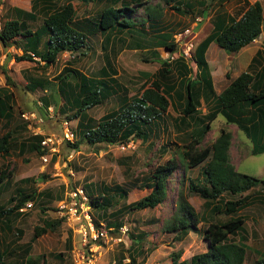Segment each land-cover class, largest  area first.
Listing matches in <instances>:
<instances>
[{
	"label": "trees",
	"instance_id": "obj_1",
	"mask_svg": "<svg viewBox=\"0 0 264 264\" xmlns=\"http://www.w3.org/2000/svg\"><path fill=\"white\" fill-rule=\"evenodd\" d=\"M73 1L64 0L63 4L56 7L57 0H31L30 10L15 6L9 8L10 12L0 24L1 45L4 48L14 45L16 44L14 39L21 37L25 43L22 46V54L13 56L15 60L33 61V56H36L44 62V66H48L56 61L59 53L64 51L86 55L84 49H91L90 38L96 34L102 36L103 48L109 47L111 52L115 33L132 35L138 33L137 36L145 37V34H140L146 33L143 27L145 23L149 22L150 29H157L159 23L160 14L152 13L153 7L150 6L146 8L148 17L138 18L134 15L137 13V7L146 3L140 0H80L86 4L104 3L96 14L88 16H78ZM165 3L179 14L193 11L194 5L203 12L209 5L207 0H165ZM245 3L247 8L238 19H226L223 14H215L211 20L210 32L195 45L193 59L196 68L193 78H189L191 67L181 56L169 62L155 55L154 58L157 59L160 67L150 74L148 82L138 95L128 96L126 89L117 79L113 58L107 51L98 75L89 76L71 65H66L53 78L54 80L37 75L27 77V88L31 91L37 88L56 91L62 101L58 111L66 114L67 119L76 120L75 134L79 139H75L72 143L64 142L71 148H78L82 141L95 145L127 142L133 138L146 140L151 126L162 121L169 107L180 110L178 121L175 118V127L180 129L182 126H189L192 123L190 120L194 121L199 116L197 108L204 92L209 91L214 96V109L203 116L200 126L191 130V137L186 144L176 149L186 168H195L202 164L203 181L199 183L189 178L188 190L184 188V178L180 181V186L176 190L173 214L164 224L163 229L176 232V239H182L189 232H197L200 229L197 227L200 222L198 213L188 200L189 192L199 193L205 205L229 215V218L222 222H210L205 226L203 238L207 243V249L204 252L193 254L189 261L180 260V251L172 252L169 264H248L245 219L242 215L234 217V213L245 209L254 200H262L264 191L253 189L260 184L264 185V177L236 170L229 155L231 133L224 128L220 129L219 135L211 144L198 147L202 137L210 130L212 121L218 115H222L227 123L235 124L251 141L252 155L264 152V50H258L248 69L241 72L219 94L213 89L212 78L204 57L210 42H215L226 53H235L260 35L264 25L262 5L258 0L253 3H248L246 0ZM39 14L43 15L42 24L32 31L29 22L35 21ZM138 24L141 25L142 30L135 29ZM158 37L161 39L159 43L167 49L170 51L176 49L170 33H162ZM134 45L140 46L136 43ZM1 70L7 84L0 86V119L8 123L14 114L13 94L9 90V83L12 82L5 65H2ZM173 73H176L178 82L172 79ZM48 95L40 98L42 105L39 111L44 118L48 117V107L51 106ZM114 95L118 98L115 109L104 113L98 119L89 116L88 109L102 104ZM12 138L9 131L0 137V154L8 152ZM40 139V135H30L26 140L19 142L20 152L28 148L30 152L42 155L46 150L40 148ZM56 157L52 155L51 161H55ZM178 166L176 158L171 156L164 163L152 168L144 184L150 188V191L132 202L129 209H153L163 203L168 197L169 179ZM10 176V170H0V185L9 184ZM46 178L44 174H39L36 178H20L16 183L30 184L38 179L44 181ZM84 189L89 196L91 208L103 212L108 210L115 197H125L128 193V190L117 184L110 186L89 183L84 185ZM249 190L252 192L244 194ZM225 195L237 196V198L226 199ZM35 197L34 190L26 192L17 186L14 194L8 198V203L12 206H1L0 216L20 215L21 212L17 209L26 202L34 200ZM56 197L62 198L60 194ZM8 219L6 217L5 220L0 221V230L2 226L11 228ZM99 219V216L94 217L96 224L101 222ZM61 222L62 218L43 220L41 227L34 228L30 241L26 243L27 251L20 264L45 263L44 254L31 256L27 252L36 238L48 229L53 230ZM106 226L119 229L121 223L111 221L107 222ZM71 233L70 231L65 240L67 250H71L73 246ZM235 235L237 240L233 239ZM140 238L141 236L137 237L138 240L132 239V243L140 242ZM8 253L9 250L6 248L0 251V264H9L5 260ZM254 253L260 254L258 250ZM57 256L62 257L63 253L60 252ZM122 260L121 255L117 262L121 263ZM129 260L131 264L136 262L135 256L131 254ZM253 264H264V255L257 258Z\"/></svg>",
	"mask_w": 264,
	"mask_h": 264
},
{
	"label": "rangeland",
	"instance_id": "obj_2",
	"mask_svg": "<svg viewBox=\"0 0 264 264\" xmlns=\"http://www.w3.org/2000/svg\"><path fill=\"white\" fill-rule=\"evenodd\" d=\"M145 5L137 7V13L134 15L138 18L148 17L146 8L153 7L152 13L160 14L158 28L161 30L150 29L149 22L143 26L146 30L145 37L137 36L138 33L114 34L113 49L103 48L101 40L102 36L96 34L90 38L91 49L86 50V55H79L77 52L72 53L64 51L58 54L56 61L48 66H44V62L38 57L33 61H16L13 56L22 54V46L24 39L16 37V44L4 48L0 43V86L7 84L1 67L5 65L12 84L9 83V90L13 94V118L8 122L0 121V137L6 132H10L13 136L11 139V147L7 153L0 154V170H10V183L0 185V207L12 206L8 203V198L14 194V189L18 186L26 192L35 191L36 197L31 200L33 206L21 213L20 215L0 216V221L7 218L11 228L2 226L0 230V251L9 250L5 256V260L9 264H20L25 255L26 243L30 241L33 230L36 226H42L43 220H58L60 217L56 212L57 205L65 197V194L77 187L84 188L85 184H107L114 186L115 184L128 190L125 197H115L112 205L106 211L97 208H91L93 217L99 216V220L105 225L107 222H120L121 226L127 228L123 234L119 229H112L107 235V239L100 241L99 247L93 248L92 261L95 264H131L129 254L134 255L136 262L134 264H169L172 252L180 251V260H188L193 254L202 253L207 249V243L203 238V230L210 222H222L229 218V215L215 208L205 205L203 197L197 192H189L188 200L195 208L200 218L197 224V232H189L182 239H176V232H169L163 229L164 224L171 219L174 211L176 199V190L180 186V181L184 178V188L188 190V179L193 178L195 182L201 183L203 180L201 167L202 164L195 168H186L184 161L177 155L176 149L191 137L192 128L201 125V108H199L198 117L191 121L189 126H182L180 129L175 127V118H180V110H173L169 107L164 113L162 121L151 126L149 136L146 140L141 138L130 139V146L121 149V143L105 144L99 143L95 145L83 142L78 148H71L67 144H61L58 157L55 161L43 164L40 156L35 152H30L28 148H24L21 152L18 147L19 142L26 140L30 135V131L23 123L21 117L22 111L40 112L39 98L42 96H50L52 111L43 124L44 132L57 131L60 124L64 120H68L73 129L76 127V120H69L66 114L58 111L61 99L56 91H45L40 88L31 91L27 88V77L29 75L43 76L47 79L53 78L61 72L64 66L71 65L79 69L83 73L92 76L98 75L100 68L104 64L105 53L113 58V64L117 70V79L121 86L126 89L128 96L138 95L148 82L150 74L154 73L160 64L155 59V55H159L162 59L170 56V50L160 44L158 35L171 31L173 40L174 33L191 27L196 22V18L208 17L211 20L220 10L229 9L230 3L218 5L213 0L208 1V6L204 12H201L198 6H193V11L179 14L170 9L165 0H146ZM145 1V2H146ZM186 1V0H185ZM103 2V1H102ZM64 0H57L56 7L63 4ZM73 5L78 16L94 15L103 7L104 3H82L80 0H74ZM16 6L19 8L30 9V0H0V24L7 16L9 8ZM228 7V8H227ZM43 15L39 14L37 19L29 22V27L34 31L42 24ZM164 27H163V26ZM203 23L194 28V42L197 44L208 33L202 27ZM210 25V24H209ZM208 25V26H209ZM138 24L136 30H142ZM264 30V25H263ZM161 31V33H160ZM160 33V34H159ZM140 44L135 46L134 44ZM19 44V46H18ZM156 53V54H155ZM234 58V53H228ZM191 67L189 78L194 77L195 64L189 60L185 61ZM213 73L216 75L219 68L212 65ZM173 73V80L178 82V77ZM114 95L105 102L87 110L89 116L98 119L104 113L115 109L118 105V98ZM212 107L214 101H212ZM203 105V104H201ZM206 110H212L213 108ZM69 114V113H68ZM206 115V114H203ZM229 124L228 126H226ZM24 125V127H23ZM231 128V163L236 170L249 175L264 177V152L252 155L248 150L250 142L245 137L243 131L234 124L227 123L222 115H218L211 123L210 130L202 137L198 147H204L211 144L219 135L220 129ZM230 130V129H229ZM79 136L76 134V140ZM73 151V155L71 153ZM173 156L178 161V169L169 179L168 197L155 208H146L142 210L129 209V205L142 196L146 195L150 188L145 184V178L149 175V171L158 164L164 163L169 157ZM241 157V158H239ZM39 174H44L47 178L31 182L30 184H18L16 181L24 177L36 178ZM253 190H263L264 185L260 184ZM252 190L244 194L251 193ZM39 194V195H37ZM61 195L58 199L56 196ZM261 201H253L251 205L245 209L234 213L242 215L245 219L244 228L246 234V245L248 247V264L264 255V192ZM226 199L237 198V196L225 195ZM66 199V198H64ZM104 214V216H102ZM68 223V224H67ZM114 225V224H113ZM70 222L62 219L53 230H47L40 235L32 243V247L27 252L31 256L44 254V264H73L71 260L70 250L65 247V240L70 232ZM72 234V233H71ZM140 242L132 243V239ZM73 244L79 246L80 235L75 234ZM233 239L237 240L235 235ZM8 244V245H7ZM8 246V247H6ZM258 250L260 254H255ZM62 252L63 256L57 255ZM123 256L121 263L118 258Z\"/></svg>",
	"mask_w": 264,
	"mask_h": 264
},
{
	"label": "built area",
	"instance_id": "obj_3",
	"mask_svg": "<svg viewBox=\"0 0 264 264\" xmlns=\"http://www.w3.org/2000/svg\"><path fill=\"white\" fill-rule=\"evenodd\" d=\"M193 27H186L173 35V42L176 49L170 52V59H175L181 56L186 61L191 60L193 63V55L195 49ZM33 55V54H32ZM37 58L33 56V59ZM195 64V63H194ZM196 67V65H195ZM53 109L48 107L51 112ZM21 117L26 124V127L30 131L31 135H40L39 141L40 148L46 150L45 153L40 155V159L43 164H48L51 161L52 155L58 157L59 148L64 142H74L76 139L75 130L72 128L69 121L64 120L60 124V129L57 131H47L43 129V124L46 118L36 111H22ZM132 141V140H130ZM121 149H125L126 146H130L129 142H120ZM73 155V151L71 156ZM66 198V199H64ZM60 203L57 205L56 212L58 216L69 221L71 224L70 231L72 235H80L79 246L74 243L70 250L71 260L73 264H95L92 261L93 248L99 247L100 241L107 239L108 233L114 229L113 227H107L103 222L96 224L94 217L91 214V206L89 203V196L84 188H75L67 192ZM32 202L28 201L24 205L20 206L18 212H25L32 207ZM68 224V223H67ZM119 230L124 234L127 230L126 227L120 226ZM73 241V238H72Z\"/></svg>",
	"mask_w": 264,
	"mask_h": 264
},
{
	"label": "crops",
	"instance_id": "obj_4",
	"mask_svg": "<svg viewBox=\"0 0 264 264\" xmlns=\"http://www.w3.org/2000/svg\"><path fill=\"white\" fill-rule=\"evenodd\" d=\"M145 1L146 0H140V2H145ZM208 1H212V0H207V3H208ZM213 1L215 3H218L219 6L220 5H224L226 3L227 4L228 3L231 4L229 9L220 10L218 8V10H217L216 14H218V13L219 14H223V15H225L226 19H229V18L238 19L243 14V12L246 10V8H247V4L245 3L246 0H226V1H222V2H221V0H213ZM247 1H248V3H253L256 0H247ZM258 1H260L261 5H262L263 16H264V0H258ZM146 3H147V1H146ZM30 8H31V0H30ZM21 9L27 10L24 7L21 8ZM204 11L205 10H203V12ZM211 17H212L211 15H209L208 17L204 16L202 18L198 17V18H196V21L197 20H199V21L198 22H194L193 26H199L200 24L203 23L202 27L205 30H207V28H208L209 29L208 33H209L211 28H212V23L209 22ZM161 28L162 27H160V28L157 27L158 30H161ZM160 33H161V31H160ZM166 33H170V35H171V31H166ZM260 49L264 50V30H263V28H262V32L260 33V35L258 37H256L251 43H249L248 45L242 47L239 51L234 53V58H231V56L228 53H226L215 42H210L208 47H207V49H206V51H205V53H204V57H205V60H206V62L208 64V70H209V73H210L211 78H212V85H213V89H214L215 93L219 94L241 72L246 71L248 69V66L250 65L252 59L255 57L256 52L258 50H260ZM173 60H175V59H170L169 57L167 58V61H169V62H172ZM261 61L263 62V60H261ZM212 65H214L217 68H219V71L217 72L216 75L213 73V70L211 68ZM213 97L214 96L211 95L209 91H205L204 92L203 99L201 100V103H200V105L197 108L198 112H199V108H201V113H200L201 119L199 120V122H201V120L203 119V116H204L203 114H207V112H208V110H206L207 108H205L204 106L209 105L208 107L212 108ZM201 104H203V105H201ZM39 105L40 106L42 105L41 101L39 102ZM50 108H52V107L50 106ZM38 113H40V112H38ZM0 121H3V120L0 119ZM228 125L229 124H227L226 126H228ZM227 130L231 132V128H228ZM240 131H242V130H240ZM245 137H246V135H245ZM231 139H232V137H231ZM248 141L251 143V141L249 139H248ZM251 149H252V143L250 144V146L248 145L249 152H251ZM229 155H230V159H231V148L229 149ZM239 158H241V157H239Z\"/></svg>",
	"mask_w": 264,
	"mask_h": 264
},
{
	"label": "clouds",
	"instance_id": "obj_5",
	"mask_svg": "<svg viewBox=\"0 0 264 264\" xmlns=\"http://www.w3.org/2000/svg\"><path fill=\"white\" fill-rule=\"evenodd\" d=\"M199 20H197L196 22H198ZM191 27H193V30H194V28H195V26H191ZM195 45H196V43H195ZM195 50V49H194ZM170 52H173V51H170ZM176 59V58H175ZM184 59V58H183ZM185 60V59H184ZM186 61V60H185ZM193 61H194V59H193ZM195 63V62H194ZM32 202V201H31ZM33 206V205H32ZM29 210V209H28ZM18 211V210H17ZM21 213H24V212H21Z\"/></svg>",
	"mask_w": 264,
	"mask_h": 264
}]
</instances>
